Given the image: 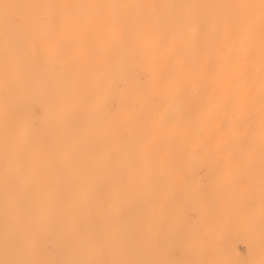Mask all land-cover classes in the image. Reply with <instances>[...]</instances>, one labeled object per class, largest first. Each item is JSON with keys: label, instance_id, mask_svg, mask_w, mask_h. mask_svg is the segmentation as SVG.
I'll return each instance as SVG.
<instances>
[{"label": "bare ground", "instance_id": "obj_1", "mask_svg": "<svg viewBox=\"0 0 264 264\" xmlns=\"http://www.w3.org/2000/svg\"><path fill=\"white\" fill-rule=\"evenodd\" d=\"M106 134L113 162L93 167ZM217 136L229 138L234 264H264L243 199L255 174L264 200V0H0V264H99L96 237L123 248L116 230L141 233L186 160L208 184L201 152Z\"/></svg>", "mask_w": 264, "mask_h": 264}, {"label": "rangeland", "instance_id": "obj_2", "mask_svg": "<svg viewBox=\"0 0 264 264\" xmlns=\"http://www.w3.org/2000/svg\"><path fill=\"white\" fill-rule=\"evenodd\" d=\"M139 132L143 133V130L140 129ZM111 138L106 134L99 139L93 167L98 166L99 159L113 162L106 151ZM125 138L129 139L127 133ZM77 139L79 142V136ZM162 140L159 134L149 137V141L156 145ZM228 143L229 138L217 136L211 141L210 149L201 152L203 160L208 159L213 163L212 177L208 184L196 177L200 165L189 160L184 163L186 172L176 170L173 178H162L159 188L152 194L156 216L145 217L144 230L141 233L138 230L131 237L116 230L122 245H125L123 248L113 245L109 232L104 235L103 240L96 237L91 253L99 257V264H119L118 260L123 256L126 264H156L158 257L162 259V264H234V238L237 237L234 229V176L228 163L223 160ZM110 182L113 185L112 177ZM259 182L255 174L245 179L243 188L247 192L243 199L248 204L252 218V234L261 240L264 237V212L261 209L264 200L263 194L260 195L259 190L262 191L263 187L259 186ZM91 188L94 200L105 202L99 187L92 185ZM131 202L133 207L130 213L134 214H129V219L135 221L134 209L141 210L146 205L142 204L139 197ZM83 212L86 217H90L89 201L84 202ZM239 223L238 229H248L243 221ZM202 227L207 229V233ZM154 240L158 241L154 243ZM167 242L172 246L168 247ZM244 246L247 247L242 242L238 243L239 253L246 259L248 249Z\"/></svg>", "mask_w": 264, "mask_h": 264}]
</instances>
